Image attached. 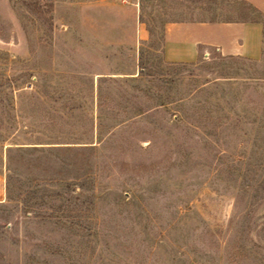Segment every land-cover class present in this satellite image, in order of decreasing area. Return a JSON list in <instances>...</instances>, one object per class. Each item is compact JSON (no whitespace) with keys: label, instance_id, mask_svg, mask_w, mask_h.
Listing matches in <instances>:
<instances>
[{"label":"rangeland","instance_id":"374dc122","mask_svg":"<svg viewBox=\"0 0 264 264\" xmlns=\"http://www.w3.org/2000/svg\"><path fill=\"white\" fill-rule=\"evenodd\" d=\"M224 2L0 0V264H264V36L162 53Z\"/></svg>","mask_w":264,"mask_h":264},{"label":"crops","instance_id":"0c3cea01","mask_svg":"<svg viewBox=\"0 0 264 264\" xmlns=\"http://www.w3.org/2000/svg\"><path fill=\"white\" fill-rule=\"evenodd\" d=\"M226 1L224 7H210L208 15H203L206 10L197 15L198 8H194L187 18L166 21L162 32L164 58L194 62L210 50L222 55L258 58L264 36V0ZM2 187L0 173V199Z\"/></svg>","mask_w":264,"mask_h":264},{"label":"trees","instance_id":"16d2710c","mask_svg":"<svg viewBox=\"0 0 264 264\" xmlns=\"http://www.w3.org/2000/svg\"><path fill=\"white\" fill-rule=\"evenodd\" d=\"M92 149V148H91ZM93 163V162H92ZM87 165L88 166H91L92 167V164L90 163V161H87ZM89 172H92V169L90 168V171Z\"/></svg>","mask_w":264,"mask_h":264}]
</instances>
